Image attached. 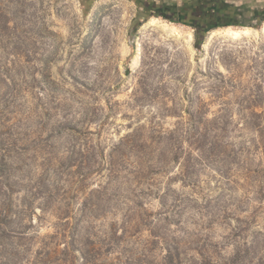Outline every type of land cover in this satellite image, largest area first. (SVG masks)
I'll return each mask as SVG.
<instances>
[{"label":"trees","instance_id":"trees-1","mask_svg":"<svg viewBox=\"0 0 264 264\" xmlns=\"http://www.w3.org/2000/svg\"><path fill=\"white\" fill-rule=\"evenodd\" d=\"M7 78L0 264H264V108L235 124L187 109L109 144L101 129L31 121ZM30 151L39 171L17 177Z\"/></svg>","mask_w":264,"mask_h":264},{"label":"rangeland","instance_id":"rangeland-1","mask_svg":"<svg viewBox=\"0 0 264 264\" xmlns=\"http://www.w3.org/2000/svg\"><path fill=\"white\" fill-rule=\"evenodd\" d=\"M196 41L193 25L144 17L135 0H96L88 14L81 0H0L2 87L19 91L16 103L32 110L31 121L101 129L109 144L128 125L170 129L187 109L235 124L264 108V19L214 27L201 47ZM32 154L17 177L39 171Z\"/></svg>","mask_w":264,"mask_h":264},{"label":"flooded vegetation","instance_id":"flooded-vegetation-1","mask_svg":"<svg viewBox=\"0 0 264 264\" xmlns=\"http://www.w3.org/2000/svg\"><path fill=\"white\" fill-rule=\"evenodd\" d=\"M136 3L144 17L164 16L181 21L193 25L197 33L209 32L218 26L252 24L250 14L234 16L232 19L218 11L227 3L238 4L230 0H138Z\"/></svg>","mask_w":264,"mask_h":264},{"label":"water","instance_id":"water-1","mask_svg":"<svg viewBox=\"0 0 264 264\" xmlns=\"http://www.w3.org/2000/svg\"><path fill=\"white\" fill-rule=\"evenodd\" d=\"M96 0H81V5L85 14H88L91 10L93 3ZM138 1V0H135ZM218 11L222 14L228 15L233 19L234 16H244L248 13H251L252 24L259 22L264 19V6L262 7H253L249 6L247 3H238V4H225L223 7L219 8ZM238 20V18L236 19ZM139 23V21H138ZM208 31L198 32L196 46L201 47L204 42V38Z\"/></svg>","mask_w":264,"mask_h":264},{"label":"bare ground","instance_id":"bare-ground-1","mask_svg":"<svg viewBox=\"0 0 264 264\" xmlns=\"http://www.w3.org/2000/svg\"><path fill=\"white\" fill-rule=\"evenodd\" d=\"M232 32L235 33V34H238L239 32H242V28H240V29H238V28L237 29H233Z\"/></svg>","mask_w":264,"mask_h":264}]
</instances>
